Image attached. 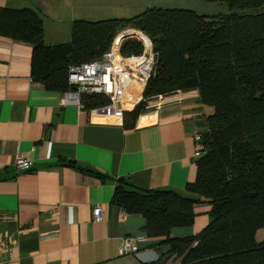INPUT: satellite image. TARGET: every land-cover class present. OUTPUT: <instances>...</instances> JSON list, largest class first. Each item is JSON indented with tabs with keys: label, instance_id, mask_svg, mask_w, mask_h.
<instances>
[{
	"label": "crops",
	"instance_id": "crops-1",
	"mask_svg": "<svg viewBox=\"0 0 264 264\" xmlns=\"http://www.w3.org/2000/svg\"><path fill=\"white\" fill-rule=\"evenodd\" d=\"M78 1L0 0V15L37 12L45 44L59 46L72 41L75 21L107 19L88 16L92 10ZM33 54L31 44L0 35V238L16 243L2 264H180L170 259V246L149 239L146 219L126 214L113 197L119 180L194 197L186 189L197 178L193 130L207 125L212 110L198 91L154 99L123 123L101 109L62 106L65 92L33 80ZM20 156L34 162L32 171H16ZM98 205L100 223L93 220ZM211 209L197 205L194 225L173 228L170 239L200 235ZM128 238L141 240L139 255L121 254Z\"/></svg>",
	"mask_w": 264,
	"mask_h": 264
},
{
	"label": "trees",
	"instance_id": "trees-1",
	"mask_svg": "<svg viewBox=\"0 0 264 264\" xmlns=\"http://www.w3.org/2000/svg\"><path fill=\"white\" fill-rule=\"evenodd\" d=\"M225 4L230 14L199 15L182 9H149L138 19L77 20L72 41L48 47L44 22L33 10L6 9L0 35L33 46V80L49 91L67 92L68 70L100 60L120 28L134 26L153 42L156 65L144 100L126 119H138L148 101L198 91L212 110L197 178L185 197L174 191H143L119 180L113 204L147 221L157 245L170 246L180 264H264V0H201ZM142 45L126 42L124 56ZM87 110L108 106L102 96L85 98ZM98 178L105 180L102 175ZM212 207L198 236L171 240L173 228L192 227L197 205Z\"/></svg>",
	"mask_w": 264,
	"mask_h": 264
},
{
	"label": "built area",
	"instance_id": "built-area-1",
	"mask_svg": "<svg viewBox=\"0 0 264 264\" xmlns=\"http://www.w3.org/2000/svg\"><path fill=\"white\" fill-rule=\"evenodd\" d=\"M124 35L128 39L135 38L143 47L142 53L124 56L122 47L126 38L123 39L121 35L113 42L110 51L102 59L71 66L68 70L69 90L64 93L62 106L76 105L81 110H86V97L102 96L108 101V106L101 110L98 109L99 112H105L104 115L108 120L123 123L127 113L133 112L145 102L141 93L145 91L152 79L156 65L153 42L142 31L132 30ZM206 126L195 127L193 130L197 160L203 156L205 151ZM15 167L18 173H28L33 170L34 162L20 156ZM103 212L104 209L100 205L94 209V222L100 223L103 220ZM140 241V239L132 238L124 240L121 244V254L124 256L139 255ZM15 246V242H4L0 238V264L3 263L4 255L10 256L12 260V248Z\"/></svg>",
	"mask_w": 264,
	"mask_h": 264
},
{
	"label": "rangeland",
	"instance_id": "rangeland-1",
	"mask_svg": "<svg viewBox=\"0 0 264 264\" xmlns=\"http://www.w3.org/2000/svg\"><path fill=\"white\" fill-rule=\"evenodd\" d=\"M78 3L82 6L89 7L92 11L86 12L90 17L104 16L108 19H138L149 9H182L196 12L199 15L207 16H219L230 14V9L225 4H214L201 0H80ZM83 8V7H82ZM93 14V15H92ZM94 17V18H95ZM140 31V29L134 26L126 28H120L114 42L128 31ZM136 42L135 38H126L123 46L126 42ZM137 54L136 51H132L129 55ZM154 100L148 101L147 107H150ZM259 241L264 240V230L257 236Z\"/></svg>",
	"mask_w": 264,
	"mask_h": 264
},
{
	"label": "bare ground",
	"instance_id": "bare-ground-1",
	"mask_svg": "<svg viewBox=\"0 0 264 264\" xmlns=\"http://www.w3.org/2000/svg\"><path fill=\"white\" fill-rule=\"evenodd\" d=\"M130 109H132V107H131ZM123 256H124V255H123Z\"/></svg>",
	"mask_w": 264,
	"mask_h": 264
}]
</instances>
